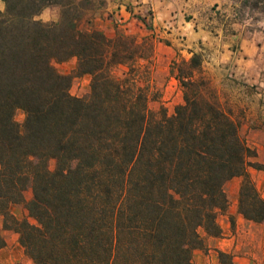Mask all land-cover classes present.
Here are the masks:
<instances>
[{"label":"trees","instance_id":"1","mask_svg":"<svg viewBox=\"0 0 264 264\" xmlns=\"http://www.w3.org/2000/svg\"><path fill=\"white\" fill-rule=\"evenodd\" d=\"M89 1L2 0L3 227L18 234L34 264H195L204 236L221 235L228 181L241 178L238 213L264 221V198L249 173L264 165L198 54L170 65L182 103L172 114L150 110L147 68L138 65L151 59L150 41L95 28L84 19ZM49 6L60 7L58 22L33 20ZM71 58L78 76L91 77L85 98L71 96V77L53 67ZM119 67L126 70L115 75ZM20 204L28 213L21 220L10 213ZM218 257L231 264L229 255Z\"/></svg>","mask_w":264,"mask_h":264},{"label":"rangeland","instance_id":"2","mask_svg":"<svg viewBox=\"0 0 264 264\" xmlns=\"http://www.w3.org/2000/svg\"><path fill=\"white\" fill-rule=\"evenodd\" d=\"M170 4L171 9H176L180 15L178 19L170 20V23L182 21L183 14L196 27L200 29L207 27L206 31H210V37L214 40L205 42L203 45L184 48L160 33L149 35L147 32L137 31L133 33L117 29L138 36V38H146L151 43L153 48L151 59L140 61L138 64L147 68L148 75L146 77L150 86L149 109L158 111L160 107H163L168 114H172L174 107L182 103V91L178 82L169 73L170 65L173 60L188 59L193 54H198L202 58V74L216 90L220 101L228 107L234 106V116L238 119L244 108L245 96L251 97L255 93L264 91V0H170ZM105 5L104 0H90L84 6L87 10L84 19L90 20L92 25L97 28L95 22ZM82 24L83 28L88 26L85 21ZM117 30L106 35L112 36ZM231 37L234 40L233 42L230 41ZM216 39L221 41V43L219 42L221 45L224 42H229L230 51H232L230 57L220 54V46H218ZM246 42L253 44L254 48L258 50L257 52L261 54L260 57L254 59L248 65L249 67L246 61L249 53H244L242 48ZM52 64L58 73L71 77L69 88L71 96L85 98L89 94L91 77L89 75H77L75 58L60 63L53 62ZM246 69H251L254 72V74L251 73L252 77L241 73L242 70ZM125 70V67H119L114 70V73L120 75ZM15 120L22 131L24 121L22 111H16ZM48 167L53 170L55 160H50ZM252 179L254 180L253 177ZM240 183L241 178L237 177L225 184L224 190L228 199V207L225 212L219 213L218 224L225 225L228 222L227 220L230 219L229 214L232 210L236 209L238 213L237 189H239ZM258 191L264 198V192L260 189ZM24 198L26 201L32 198L31 188L24 192ZM10 213L14 214L19 220L25 218L23 214H28L22 204L11 205ZM30 222L33 223L32 220ZM8 224H10V221H8ZM251 233L253 236L249 237L244 233L241 234L242 249L238 250L237 254L240 257L245 256L246 248L249 247L251 248L250 253L255 256V261L264 264V235L258 229H254ZM218 260L220 262L219 257ZM222 261L224 264L228 263L227 258H223Z\"/></svg>","mask_w":264,"mask_h":264},{"label":"crops","instance_id":"3","mask_svg":"<svg viewBox=\"0 0 264 264\" xmlns=\"http://www.w3.org/2000/svg\"><path fill=\"white\" fill-rule=\"evenodd\" d=\"M104 1L106 5L101 10L95 25L105 34L114 32L117 29L133 33L137 31L147 32L149 35L160 33L173 43H178L179 46L184 48L203 45L205 42L214 40L210 37V31H206L207 27L205 29L196 27L183 14L182 21L170 23V20L178 19L180 16L176 9H171L170 0ZM230 41H234L232 37ZM219 42L221 43L220 40H217L218 46H220V54L230 57L232 51H230L229 42H224L222 45ZM242 48L244 53H249L246 60L247 66L254 59L261 56L260 52H257V48H254V45L250 42H246ZM251 71V69H246L242 70L241 73L252 77L254 72ZM255 89L258 90L256 87ZM244 99V108L238 118L240 121V133L247 139L250 147L255 149L257 153L255 161L264 165V91L255 93L251 97L245 96ZM229 108L232 109L234 114V106ZM249 173L254 178L258 189L264 192V170L249 169ZM23 215L26 217L27 214ZM229 217L230 219L227 220L228 222L225 225L219 224L221 228L219 237L204 236V247L193 251L192 259L195 264H221L218 260L219 252L230 255L231 264H261L255 261V256L250 253L251 248H246L247 251L243 257L238 256L237 251L242 249L241 234L244 233L248 237L253 236L251 232L254 229H258L264 235V221L262 223L246 221L237 213L236 209L232 210ZM0 237L5 242L4 247L0 249V264H34L24 254L18 242V234L12 230L4 229L1 215Z\"/></svg>","mask_w":264,"mask_h":264},{"label":"clouds","instance_id":"4","mask_svg":"<svg viewBox=\"0 0 264 264\" xmlns=\"http://www.w3.org/2000/svg\"><path fill=\"white\" fill-rule=\"evenodd\" d=\"M5 9V5L2 0H0V12H3ZM60 19V7H44L39 15L34 16V21H40L44 24L49 22H58Z\"/></svg>","mask_w":264,"mask_h":264}]
</instances>
